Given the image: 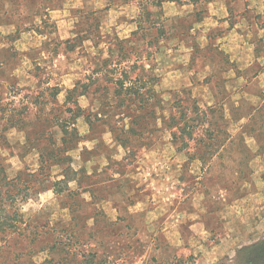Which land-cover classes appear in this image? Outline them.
I'll return each instance as SVG.
<instances>
[{"label": "rangeland", "instance_id": "obj_1", "mask_svg": "<svg viewBox=\"0 0 264 264\" xmlns=\"http://www.w3.org/2000/svg\"><path fill=\"white\" fill-rule=\"evenodd\" d=\"M0 137L8 264H264V0H0Z\"/></svg>", "mask_w": 264, "mask_h": 264}, {"label": "trees", "instance_id": "obj_2", "mask_svg": "<svg viewBox=\"0 0 264 264\" xmlns=\"http://www.w3.org/2000/svg\"><path fill=\"white\" fill-rule=\"evenodd\" d=\"M74 124V115H70V117L63 119V123H59L57 125L63 126L64 132L67 135L69 133V129H71L72 125ZM252 128L253 127H251V129ZM260 131H262L261 128L256 129V131L254 129V132L258 133V137L260 136ZM255 133L253 134L255 135ZM0 139H2V143L4 145L8 144L4 137H0ZM41 159L43 164V157H41ZM55 162L56 164H61L64 161L59 158ZM43 168L44 165H42V169ZM44 182L45 181L42 179L40 174L35 177V174L30 173L29 171H21L13 177L9 176L5 169V165L0 160V230L2 231V234L7 233V228H16V223L19 216L17 205L19 202L25 201L32 194L31 190L36 188V183L43 184ZM58 185L59 183L54 184L56 187H58ZM55 189L58 190L57 188ZM12 210L14 211L11 212ZM25 237L26 235L24 233H18V238L14 237V235H5V237L2 238L3 244L0 245V253L5 252V258H2L5 264L14 261L13 243L21 242L22 244Z\"/></svg>", "mask_w": 264, "mask_h": 264}, {"label": "crops", "instance_id": "obj_3", "mask_svg": "<svg viewBox=\"0 0 264 264\" xmlns=\"http://www.w3.org/2000/svg\"><path fill=\"white\" fill-rule=\"evenodd\" d=\"M251 136H253V133ZM254 136L256 138L257 144L259 145L262 142V140L259 139L258 133H256V135H254ZM239 147L241 148V151L243 152L242 155L244 156L243 158L245 160V162L241 168L244 169L245 171H250L251 170V164L249 163L250 160L247 157H250L252 155V149L246 143L243 146L239 145ZM257 154H259V153L257 152ZM227 179L228 178H226L225 181ZM262 179L264 180V175L262 176ZM252 180H253V177H252ZM252 180L248 179L247 182L251 183ZM230 182H231V184H234L238 189L241 190V194L247 193L246 195H248L251 193L249 191L250 187H249L248 183L246 181H243L240 176L236 175L235 177H233V179ZM226 183H228V181H226ZM253 183H254V180L252 181V184Z\"/></svg>", "mask_w": 264, "mask_h": 264}]
</instances>
